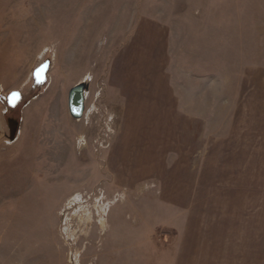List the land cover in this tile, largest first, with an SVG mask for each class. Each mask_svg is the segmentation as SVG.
<instances>
[{
    "label": "rangeland",
    "instance_id": "obj_1",
    "mask_svg": "<svg viewBox=\"0 0 264 264\" xmlns=\"http://www.w3.org/2000/svg\"><path fill=\"white\" fill-rule=\"evenodd\" d=\"M0 264H264V0H0Z\"/></svg>",
    "mask_w": 264,
    "mask_h": 264
},
{
    "label": "water",
    "instance_id": "obj_2",
    "mask_svg": "<svg viewBox=\"0 0 264 264\" xmlns=\"http://www.w3.org/2000/svg\"><path fill=\"white\" fill-rule=\"evenodd\" d=\"M90 86L86 81L77 84L69 92L68 108L70 115L75 120H81L86 113V94L89 92ZM11 141L15 140L18 132V123L10 120Z\"/></svg>",
    "mask_w": 264,
    "mask_h": 264
},
{
    "label": "snow or ice",
    "instance_id": "obj_3",
    "mask_svg": "<svg viewBox=\"0 0 264 264\" xmlns=\"http://www.w3.org/2000/svg\"><path fill=\"white\" fill-rule=\"evenodd\" d=\"M15 95V94H14Z\"/></svg>",
    "mask_w": 264,
    "mask_h": 264
}]
</instances>
